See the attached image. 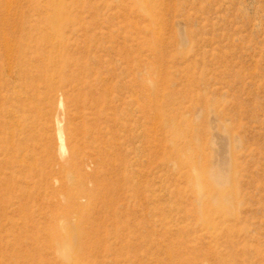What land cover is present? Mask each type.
Listing matches in <instances>:
<instances>
[{
	"label": "rangeland",
	"instance_id": "1",
	"mask_svg": "<svg viewBox=\"0 0 264 264\" xmlns=\"http://www.w3.org/2000/svg\"><path fill=\"white\" fill-rule=\"evenodd\" d=\"M72 261L264 264V0H0V264Z\"/></svg>",
	"mask_w": 264,
	"mask_h": 264
},
{
	"label": "bare ground",
	"instance_id": "2",
	"mask_svg": "<svg viewBox=\"0 0 264 264\" xmlns=\"http://www.w3.org/2000/svg\"><path fill=\"white\" fill-rule=\"evenodd\" d=\"M62 135V134H61ZM62 137H63V135H62ZM59 140V139H58ZM60 143V142H59ZM64 145V144H63ZM63 152V151H62ZM70 242V241H69ZM68 246V245H67ZM66 250H67V248H66ZM63 255V254H62ZM67 260H69V261H71L72 260V258H73V256H71V254L69 253V251H67ZM72 264H74V262L72 261Z\"/></svg>",
	"mask_w": 264,
	"mask_h": 264
}]
</instances>
